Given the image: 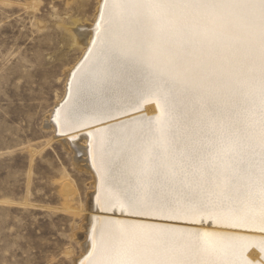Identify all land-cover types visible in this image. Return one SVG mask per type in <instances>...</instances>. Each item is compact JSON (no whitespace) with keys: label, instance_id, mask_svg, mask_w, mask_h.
<instances>
[{"label":"snow or ice","instance_id":"obj_1","mask_svg":"<svg viewBox=\"0 0 264 264\" xmlns=\"http://www.w3.org/2000/svg\"><path fill=\"white\" fill-rule=\"evenodd\" d=\"M113 7L122 30L109 33L114 55L85 101L97 107L92 118L104 114V84L119 79L129 57L196 98L182 111L172 105L167 119L162 112L154 134L133 141L112 162L131 170L128 187L117 195L121 207L167 219L206 213L231 229L246 227L259 212L264 225V0H125ZM193 189L207 194L198 198ZM219 235L186 239L134 225L113 234L97 264H258L244 258L247 247L239 259H214L208 244ZM256 247L264 258V240Z\"/></svg>","mask_w":264,"mask_h":264},{"label":"rangeland","instance_id":"obj_2","mask_svg":"<svg viewBox=\"0 0 264 264\" xmlns=\"http://www.w3.org/2000/svg\"><path fill=\"white\" fill-rule=\"evenodd\" d=\"M99 1L0 0V264H77L85 251L93 176L47 123Z\"/></svg>","mask_w":264,"mask_h":264},{"label":"bare ground","instance_id":"obj_3","mask_svg":"<svg viewBox=\"0 0 264 264\" xmlns=\"http://www.w3.org/2000/svg\"><path fill=\"white\" fill-rule=\"evenodd\" d=\"M120 2L125 0L99 1L96 22L92 31L90 30L91 36L88 35L90 38L85 43L83 55L70 70L65 95L54 107L47 123V127L54 128L56 137L75 149V157L77 160L81 159V163L85 162V168L93 176L94 187L85 227L88 236L85 251L77 258V264H97L102 247L111 240L113 234L119 229L134 225L169 229L174 235L186 239H191L197 233H219L208 244L214 259H239L242 248L247 247L244 258L264 264V258L256 247L259 241L264 240V231L260 230L264 225L259 212L249 218L246 227L231 229L224 226L225 222L217 220L214 215L210 218L206 213L188 212L178 215L176 219H167L166 214L140 216L126 204L121 207L117 195L128 187L131 170L114 168L112 162L128 150L133 141L149 139L154 134L157 123L155 118L161 116L162 112L167 119L171 115L172 105L182 111L195 103L196 98L185 97L180 88H172L165 80H158L154 70L146 62L129 57L120 65L119 79L104 84V114L92 118L97 107L86 104L85 101L90 97L91 89L102 79L104 68L114 55L115 48L109 39V33L115 36L122 30L117 23L120 10L113 7ZM105 3L108 8H105ZM133 25L134 21H130L128 26ZM73 28L71 29H76ZM193 194L203 198L207 193L193 189ZM234 236L247 239H230Z\"/></svg>","mask_w":264,"mask_h":264},{"label":"water","instance_id":"obj_4","mask_svg":"<svg viewBox=\"0 0 264 264\" xmlns=\"http://www.w3.org/2000/svg\"><path fill=\"white\" fill-rule=\"evenodd\" d=\"M67 96H65L64 100L66 99Z\"/></svg>","mask_w":264,"mask_h":264}]
</instances>
